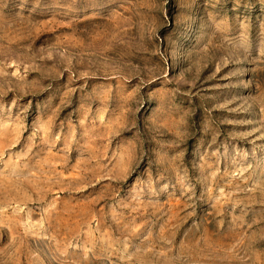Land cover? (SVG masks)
Masks as SVG:
<instances>
[{"label":"rangeland","instance_id":"rangeland-1","mask_svg":"<svg viewBox=\"0 0 264 264\" xmlns=\"http://www.w3.org/2000/svg\"><path fill=\"white\" fill-rule=\"evenodd\" d=\"M0 264H264V0H0Z\"/></svg>","mask_w":264,"mask_h":264}]
</instances>
